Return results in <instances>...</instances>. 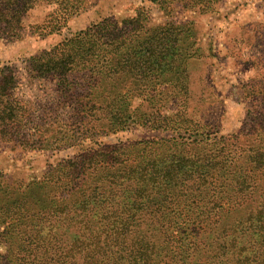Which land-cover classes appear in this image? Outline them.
Listing matches in <instances>:
<instances>
[{"label": "trees", "instance_id": "obj_1", "mask_svg": "<svg viewBox=\"0 0 264 264\" xmlns=\"http://www.w3.org/2000/svg\"><path fill=\"white\" fill-rule=\"evenodd\" d=\"M89 3L0 0V35L20 38L24 17L41 6L51 11L40 26L60 29ZM106 22L39 54L47 58L32 69L88 75L76 111L96 133L152 118L133 96L163 86L150 101L178 98L169 88L193 56L184 42L179 59L185 24L154 25L145 8L103 32ZM252 111L258 121L242 131L210 138L197 129L207 140L194 157L178 154L174 138L154 137L80 154L27 183L0 173V264H264V106ZM155 145L166 151L152 153Z\"/></svg>", "mask_w": 264, "mask_h": 264}, {"label": "rangeland", "instance_id": "obj_2", "mask_svg": "<svg viewBox=\"0 0 264 264\" xmlns=\"http://www.w3.org/2000/svg\"><path fill=\"white\" fill-rule=\"evenodd\" d=\"M163 4L166 10L152 0H90L85 10L51 32L40 26L51 9L41 6L24 17L25 30L20 38L0 35L2 175L27 183L42 178L58 163L69 166L68 161L80 154L154 137H172L177 141L178 154L194 157L199 153L198 142L205 145L201 139L207 140L206 135H197V129L209 132L212 138L255 125L258 112L252 109L264 106V93L259 92L264 89V0H164ZM142 8L154 25L177 22L189 29L185 37L177 36L179 59L184 42L187 53L193 55L186 60L179 84L169 88L178 98L150 101L153 93L133 96L132 106L152 118L139 114L120 128L86 131L87 124L76 108L77 97L85 91L90 77L83 73L61 77L32 69L47 58L39 54L51 52L66 38L104 19L114 24L137 17ZM113 24L106 22L103 32ZM163 88L159 86L154 93ZM182 110L188 115L179 117ZM181 126L189 127L188 132L180 130ZM189 133L194 136L188 137ZM195 135L199 140L192 146L179 145L183 138L192 141ZM152 150L163 153L166 147L155 145Z\"/></svg>", "mask_w": 264, "mask_h": 264}]
</instances>
